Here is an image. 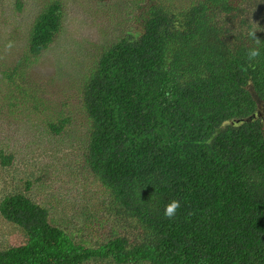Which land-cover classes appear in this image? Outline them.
Masks as SVG:
<instances>
[{"label":"trees","instance_id":"trees-1","mask_svg":"<svg viewBox=\"0 0 264 264\" xmlns=\"http://www.w3.org/2000/svg\"><path fill=\"white\" fill-rule=\"evenodd\" d=\"M136 1L122 20L132 29L68 95L77 107L64 101L46 124L57 136L84 119L110 236L76 242L17 190L0 196V219L20 234L0 264H264V0ZM65 3L34 16L17 80L0 72L9 102L24 98L25 69L60 34Z\"/></svg>","mask_w":264,"mask_h":264},{"label":"rangeland","instance_id":"rangeland-1","mask_svg":"<svg viewBox=\"0 0 264 264\" xmlns=\"http://www.w3.org/2000/svg\"><path fill=\"white\" fill-rule=\"evenodd\" d=\"M14 1L0 0V72L13 74L4 84L17 80L15 72L20 71L15 63L26 50L27 29L39 9L50 2L18 0L22 3L18 9ZM64 1L60 34L25 69L24 98L13 91L16 99L9 102L7 91L0 89V156L8 157L4 163L0 159V196L17 190L26 194L44 206L72 239L90 246L110 236L111 222L99 210L106 194L83 162L86 123L75 113L57 136L47 132L46 124L64 115V101L77 107V99L68 95L80 86L100 47L132 29L122 20H134L137 1ZM35 83L42 87L33 90ZM19 237L0 219V245Z\"/></svg>","mask_w":264,"mask_h":264}]
</instances>
